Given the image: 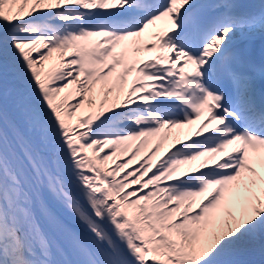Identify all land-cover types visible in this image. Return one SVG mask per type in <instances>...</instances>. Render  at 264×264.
Masks as SVG:
<instances>
[{
	"label": "snow or ice",
	"instance_id": "1",
	"mask_svg": "<svg viewBox=\"0 0 264 264\" xmlns=\"http://www.w3.org/2000/svg\"><path fill=\"white\" fill-rule=\"evenodd\" d=\"M0 264H264V0H0Z\"/></svg>",
	"mask_w": 264,
	"mask_h": 264
},
{
	"label": "bare ground",
	"instance_id": "2",
	"mask_svg": "<svg viewBox=\"0 0 264 264\" xmlns=\"http://www.w3.org/2000/svg\"><path fill=\"white\" fill-rule=\"evenodd\" d=\"M157 27L158 28H163L164 27V23L163 22H159ZM151 55H153V53H142L141 54V56H143L142 58H148ZM196 127H197L196 125H189V126H186L184 129H173L169 133V140L166 142L165 148L168 145L171 144L173 139L179 138V139H182V140H186L187 136L194 134ZM193 138H195L194 135H193ZM162 154H163V149H162L161 155Z\"/></svg>",
	"mask_w": 264,
	"mask_h": 264
},
{
	"label": "rangeland",
	"instance_id": "3",
	"mask_svg": "<svg viewBox=\"0 0 264 264\" xmlns=\"http://www.w3.org/2000/svg\"><path fill=\"white\" fill-rule=\"evenodd\" d=\"M145 56V55H144ZM143 57V56H142Z\"/></svg>",
	"mask_w": 264,
	"mask_h": 264
}]
</instances>
